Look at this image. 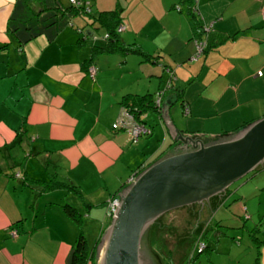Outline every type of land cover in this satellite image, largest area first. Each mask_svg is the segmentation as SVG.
Listing matches in <instances>:
<instances>
[{
	"label": "crops",
	"instance_id": "0c3cea01",
	"mask_svg": "<svg viewBox=\"0 0 264 264\" xmlns=\"http://www.w3.org/2000/svg\"><path fill=\"white\" fill-rule=\"evenodd\" d=\"M77 1L93 16L120 7L117 39L141 53L89 60L104 40L87 35L88 14L68 0H0V264H69L76 223L58 191L78 204L79 216L84 210L85 230L102 233L110 198L140 169L183 151L180 137L213 143L264 116V0H191L192 14L183 3L171 10L176 0ZM195 40L205 47L193 57ZM171 73L181 98L164 95L161 114L145 112H153L157 135L153 122L136 142L111 129L124 96H154ZM49 179L75 190L44 192ZM263 186L264 173L230 205L231 214L241 217L248 197L264 205ZM226 195L210 196L207 205L222 206ZM262 225L253 228L256 264H264Z\"/></svg>",
	"mask_w": 264,
	"mask_h": 264
},
{
	"label": "water",
	"instance_id": "95a60500",
	"mask_svg": "<svg viewBox=\"0 0 264 264\" xmlns=\"http://www.w3.org/2000/svg\"><path fill=\"white\" fill-rule=\"evenodd\" d=\"M90 27L87 35L97 40ZM179 142L190 149L156 160L122 189L116 212L96 246L100 248L97 264H144L138 253L140 235L157 216L208 202L261 164L264 116L225 140L206 144L185 136Z\"/></svg>",
	"mask_w": 264,
	"mask_h": 264
},
{
	"label": "rangeland",
	"instance_id": "374dc122",
	"mask_svg": "<svg viewBox=\"0 0 264 264\" xmlns=\"http://www.w3.org/2000/svg\"><path fill=\"white\" fill-rule=\"evenodd\" d=\"M176 1L178 2L171 5V10L173 11H177L175 6L179 7L181 5V0ZM119 2L122 1L119 0ZM128 5H132V3ZM119 8L115 7L120 13ZM92 11L95 12L94 9ZM88 15L87 17L92 22L90 17L94 14L88 13ZM91 31L92 37L100 39L103 38L105 33L102 26L96 22H92ZM173 106L175 107V105ZM144 115L146 116L145 124L151 125L153 122L152 126L154 129L152 133L153 136L157 135L159 130L155 126L153 112H147ZM263 168L259 165L258 170L254 168L229 184L225 188L228 191L222 201L224 203L222 206H218V204L207 205L208 202L203 201L202 203L185 205L187 207L173 208L157 216L153 220L154 222H151L152 224L148 225L140 235L138 253L143 263L256 264L254 260L257 255L256 241L253 240V237L256 236L253 228L262 225L261 223L264 221L262 216L264 205L261 204V200L259 201L260 203H257L258 199L248 197L245 206H243V209L247 211L241 212V217L231 214L230 205L241 199V195L249 192V184L263 176ZM58 192H61L60 194H63V196L66 194L62 191ZM63 196L59 198V205L68 203L78 211V204L75 205L73 202H69ZM255 207H257V213H252ZM80 212L84 215V210ZM251 213L252 216L250 218L249 215ZM255 214L258 216L257 218ZM83 215L79 216L80 225L76 224V231L77 234L81 233L83 235L88 247L92 249L94 248L95 240L97 237L100 238L106 228L102 233H98L99 228L94 230V232L85 230V224L89 221ZM263 227L262 225L261 228L263 229ZM99 254L100 248L95 250L92 264L98 263Z\"/></svg>",
	"mask_w": 264,
	"mask_h": 264
},
{
	"label": "trees",
	"instance_id": "16d2710c",
	"mask_svg": "<svg viewBox=\"0 0 264 264\" xmlns=\"http://www.w3.org/2000/svg\"><path fill=\"white\" fill-rule=\"evenodd\" d=\"M181 3H183L185 5V8H187V11L190 14H192L189 11L194 8L191 5V0H181ZM72 7L74 8L75 11L88 14L87 12L83 11L82 5H80L79 7L76 6H72ZM191 17L193 19V24L195 29L198 32H200L201 27L198 24L196 18L194 17V15H191ZM90 18L92 19V22H96L98 25L102 26L105 33L103 35L104 44L102 46H96V45L92 46L89 60L96 53H101V52L119 51L121 53H128V52L138 53V54L141 53V51L137 47L133 45L121 44L117 39L118 32L116 31V28L120 25L119 24L120 18H119V12L116 9L101 10L97 13L96 16L94 17L92 16ZM87 63L85 64V68H87L88 66ZM173 79L174 77L172 76L171 73L169 76V80L166 83V86L163 88V90H161V94H162L161 99H163L164 95H172L176 99L181 98V90L175 86ZM121 104L122 107L128 109V111L132 113L133 117L137 121H140L143 124H145L146 122L140 118V115L144 114L146 111L157 112L158 109L154 104V96L148 93H145L143 95L124 96L121 100ZM180 104L182 105V102ZM258 166L255 167V170H258ZM142 170L140 169L136 174H138ZM55 188L70 189L72 191L75 190L72 184L67 182L66 183L59 182L53 179H49L47 182H43V186L41 190L47 192L48 190H52ZM61 209L74 223L80 225L79 215L74 207H72L68 203H64L63 205H61ZM99 239L100 238L97 237V239L94 242V248L90 249L83 235H81V233H78L75 238L74 245L70 254L69 264H92V260L95 255V246L98 244Z\"/></svg>",
	"mask_w": 264,
	"mask_h": 264
},
{
	"label": "built area",
	"instance_id": "2783aa9c",
	"mask_svg": "<svg viewBox=\"0 0 264 264\" xmlns=\"http://www.w3.org/2000/svg\"><path fill=\"white\" fill-rule=\"evenodd\" d=\"M69 3L73 6L79 7L81 4L77 1V0H68ZM176 10H179L178 6H175ZM84 12H88L86 9L83 8ZM260 15L261 18L264 20V7H262L260 9ZM123 29V27L121 25H119L116 28V31L119 32ZM205 47V42L201 41V40H195V55L193 57H195L196 55L198 56ZM94 73V68L92 66H88L87 68V74L90 78H92ZM161 90L157 91L156 94L154 95V104L155 106L158 108L157 109V114H161L162 110H163V104H162V99H161ZM182 111L184 114L187 113V107L186 106H182ZM111 129L114 131H123L125 132L129 138L131 142H136V140L141 137V136H145L147 134L150 133V129L143 123H141L140 121H137L132 113L130 111H128V109L121 107L117 117L115 118V120L113 121V123L111 124ZM17 176V174H16ZM132 179V178H131ZM119 204V198L118 197H112L110 198V200L107 203V214L110 218H112L116 212L117 206ZM11 235H15V230H11L10 231Z\"/></svg>",
	"mask_w": 264,
	"mask_h": 264
},
{
	"label": "flooded vegetation",
	"instance_id": "af4514ba",
	"mask_svg": "<svg viewBox=\"0 0 264 264\" xmlns=\"http://www.w3.org/2000/svg\"><path fill=\"white\" fill-rule=\"evenodd\" d=\"M185 150H189L190 149V146H186V148H184ZM227 189H224V191H222V192H220V193H218L219 195L220 194H226L227 193ZM218 194H216V195H218ZM196 204V203H195ZM182 207V206H181ZM184 207H187V206H184ZM177 208H179V207H177ZM163 214V213H162ZM161 215V214H160ZM154 221H152V223H153ZM152 223H150L149 225H151ZM148 227V226H147Z\"/></svg>",
	"mask_w": 264,
	"mask_h": 264
}]
</instances>
